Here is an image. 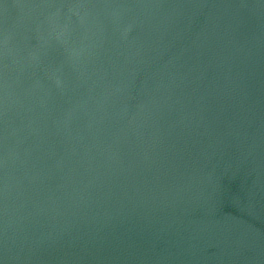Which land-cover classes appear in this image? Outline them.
<instances>
[{"label": "water", "instance_id": "obj_1", "mask_svg": "<svg viewBox=\"0 0 264 264\" xmlns=\"http://www.w3.org/2000/svg\"><path fill=\"white\" fill-rule=\"evenodd\" d=\"M0 264H264V0H0Z\"/></svg>", "mask_w": 264, "mask_h": 264}]
</instances>
